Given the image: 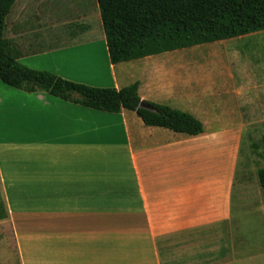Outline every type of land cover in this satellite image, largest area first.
Returning <instances> with one entry per match:
<instances>
[{"label": "crops", "instance_id": "crops-1", "mask_svg": "<svg viewBox=\"0 0 264 264\" xmlns=\"http://www.w3.org/2000/svg\"><path fill=\"white\" fill-rule=\"evenodd\" d=\"M14 10L4 37L22 65L97 88L137 82L141 101L203 126L176 133L0 81V202L17 264H264L241 230L253 205L239 177L240 128L264 112V30L113 64L97 0ZM39 10L80 15L41 30ZM228 109L238 112L231 131L219 122Z\"/></svg>", "mask_w": 264, "mask_h": 264}, {"label": "trees", "instance_id": "trees-1", "mask_svg": "<svg viewBox=\"0 0 264 264\" xmlns=\"http://www.w3.org/2000/svg\"><path fill=\"white\" fill-rule=\"evenodd\" d=\"M16 0H0V81L28 93L49 95L108 113L134 111L146 126L198 135L202 123L165 105L140 107L138 83L119 90L72 82L18 61L20 52L4 37L6 18ZM111 63L264 30V0H97ZM264 196V168L257 172Z\"/></svg>", "mask_w": 264, "mask_h": 264}, {"label": "rangeland", "instance_id": "rangeland-1", "mask_svg": "<svg viewBox=\"0 0 264 264\" xmlns=\"http://www.w3.org/2000/svg\"><path fill=\"white\" fill-rule=\"evenodd\" d=\"M63 2L64 0H55ZM19 6V0L16 1L12 10L17 9ZM17 11V10H14ZM40 14L34 22L39 25L42 30L47 24L52 21H58L59 23H66L67 18L74 20L80 13L76 10H39ZM100 20V19H99ZM72 22V21H70ZM96 23V17L93 12H90V24ZM9 27L10 19L7 21ZM247 49H249L247 47ZM245 46L238 48L239 54H245L248 52ZM198 53V52H197ZM234 54V53H233ZM84 66H89V60L84 59ZM216 65V64H215ZM217 67V66H215ZM216 71V69H213ZM219 122L222 125L220 129L231 131L234 127L230 126L233 118H236L238 112L230 109L219 111ZM238 118V117H237ZM251 125L240 128L242 130L243 138L241 143V158H240V172L239 177L244 180V187L242 189L241 198H245L251 202L253 212L241 217V230L250 234V248H261L259 252L260 256H264V196L260 193L257 179V172L259 169L264 168V112L256 120L250 121ZM206 129H209L208 127ZM240 197V191L235 190L234 202L236 204V215L240 214L237 209L238 201ZM246 208V207H245ZM244 208V209H245ZM18 258L16 254L15 244L10 232V228L5 218V211L0 202V264H17Z\"/></svg>", "mask_w": 264, "mask_h": 264}, {"label": "water", "instance_id": "water-1", "mask_svg": "<svg viewBox=\"0 0 264 264\" xmlns=\"http://www.w3.org/2000/svg\"><path fill=\"white\" fill-rule=\"evenodd\" d=\"M140 107L154 111V108L150 104L143 102V101L140 103Z\"/></svg>", "mask_w": 264, "mask_h": 264}]
</instances>
